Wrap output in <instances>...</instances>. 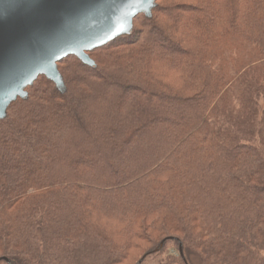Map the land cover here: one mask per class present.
Wrapping results in <instances>:
<instances>
[{"label":"trees","instance_id":"16d2710c","mask_svg":"<svg viewBox=\"0 0 264 264\" xmlns=\"http://www.w3.org/2000/svg\"><path fill=\"white\" fill-rule=\"evenodd\" d=\"M156 4L0 121V264H264V0Z\"/></svg>","mask_w":264,"mask_h":264},{"label":"water","instance_id":"95a60500","mask_svg":"<svg viewBox=\"0 0 264 264\" xmlns=\"http://www.w3.org/2000/svg\"><path fill=\"white\" fill-rule=\"evenodd\" d=\"M156 2L0 0V121L19 99H29L27 88L40 76L65 93L58 63L75 56L96 68L88 53L132 35L134 19L140 14L152 18Z\"/></svg>","mask_w":264,"mask_h":264},{"label":"rangeland","instance_id":"374dc122","mask_svg":"<svg viewBox=\"0 0 264 264\" xmlns=\"http://www.w3.org/2000/svg\"><path fill=\"white\" fill-rule=\"evenodd\" d=\"M165 2H167L168 0H164ZM170 1H174V0H170ZM176 2H180L181 0H175ZM89 54V53H88ZM170 254L171 255H176V250L175 249H171L170 250ZM146 264H157L155 260H149L148 263Z\"/></svg>","mask_w":264,"mask_h":264}]
</instances>
